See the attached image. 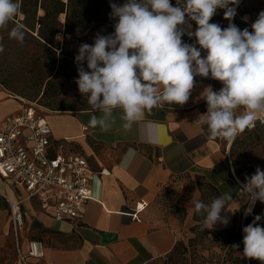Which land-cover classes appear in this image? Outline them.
Returning <instances> with one entry per match:
<instances>
[{
	"label": "crops",
	"instance_id": "crops-1",
	"mask_svg": "<svg viewBox=\"0 0 264 264\" xmlns=\"http://www.w3.org/2000/svg\"><path fill=\"white\" fill-rule=\"evenodd\" d=\"M208 86L215 90L210 80L195 76L186 103L145 110L131 128L124 127L123 110L114 109L111 126L104 131L89 125L92 109L44 113L0 84V130L9 117L33 105L51 127V155L73 153L85 158L92 191L83 218L59 222L37 197H29L24 187L0 176L2 263L25 264L21 260L25 257L26 264H149L165 257L181 234L175 226L157 223L153 207L165 189L185 177L205 180L220 195H233L229 208L221 211L229 223L217 222L212 228L230 227L249 204L240 195L244 182L232 156L241 132L233 139L212 137L200 122L199 116L207 112L201 93ZM236 111L240 114L243 108ZM129 149L135 154L126 159ZM10 203L20 204L24 216L20 230L13 225ZM30 241L42 244L43 258L27 256Z\"/></svg>",
	"mask_w": 264,
	"mask_h": 264
},
{
	"label": "clouds",
	"instance_id": "clouds-1",
	"mask_svg": "<svg viewBox=\"0 0 264 264\" xmlns=\"http://www.w3.org/2000/svg\"><path fill=\"white\" fill-rule=\"evenodd\" d=\"M239 0H126L123 5L110 4V16L117 20L114 32L97 34L93 44L83 43L75 56L78 79L75 83L86 96L92 109L89 125L107 131L114 109H122L124 127L131 128L145 110L167 104L183 105L189 99L194 77L218 80L222 88L208 86L201 93L207 112L199 116L212 137L233 139L238 132L254 127L258 114L264 113V11L248 28L241 30L234 23L222 29L210 23L217 9H224L229 21L236 15ZM20 0H0V29L20 14ZM195 21V36L200 48L182 42L184 31L178 27L185 16ZM191 27V25H189ZM22 25L11 28L9 37L23 44ZM57 40H61L58 35ZM201 49L206 56H201ZM3 47L0 46V52ZM86 62L87 70L84 67ZM243 112L237 114V109ZM97 113L100 115L98 116ZM129 149L126 159L133 156ZM240 195L250 206V215L257 201L264 203V170L245 178ZM233 202V195L214 197L211 203L194 202V211L203 223L212 228L217 222L227 225L221 211ZM264 219L256 215L243 228V256L264 262ZM235 249L239 245L232 246Z\"/></svg>",
	"mask_w": 264,
	"mask_h": 264
},
{
	"label": "rangeland",
	"instance_id": "rangeland-1",
	"mask_svg": "<svg viewBox=\"0 0 264 264\" xmlns=\"http://www.w3.org/2000/svg\"><path fill=\"white\" fill-rule=\"evenodd\" d=\"M62 1L68 2V0ZM240 3L242 5L236 9V15L231 21L225 19L224 9H217L216 14L211 20L215 19V23L220 25L222 29L227 28L229 23H234L241 30L248 28L251 32V24L257 19L258 14L264 11V0H239L238 6ZM229 6L235 7L236 5ZM97 9L100 11V17H97ZM78 10L81 15L78 19L80 24L85 23L89 25H96L97 22L103 21V18L108 13L103 5V0H84ZM40 13L43 14V11H40ZM59 21L64 24L66 22V15H61ZM85 24H82V27ZM83 31L84 29L80 30V33ZM83 33L86 34L80 39L74 38L73 36L76 33H72L67 41H65L62 34H58L61 40L56 39L58 35L54 39L60 48L56 55L47 51L46 47L35 43V40L28 36H25L23 44L17 40L12 42L6 41L2 44L3 51L0 52V84L11 93L34 103L44 113L48 111L60 112L72 111V109H91L87 97L81 95L78 85L75 83L78 75L76 78L71 74L55 78L53 80L55 83L49 88L48 95L42 97L47 89V81H45L46 75L43 72H39L41 67L52 59H56L58 64L77 65L75 56L78 54L79 46L83 43L93 44L97 34L106 35L101 29L89 33L84 31ZM182 42L189 44L188 39L184 35L182 36ZM197 48H200L198 43ZM201 54L206 56V50L201 49ZM84 67L87 69L86 62ZM205 79L213 83L216 91L222 88L220 81L212 79L210 76ZM40 115L45 117L43 113H40ZM232 156L236 172L243 182H245L247 176L255 173L258 166L261 170H264V125L259 124L254 130H244L241 132L233 149ZM11 187L17 194L21 193L12 185ZM214 197H217L215 192L205 180L196 177H185L179 183H173L160 194L153 207L155 220L159 224L175 226L180 231L181 239L188 242L190 238L195 237V234L191 230L197 223L194 220V202L199 200L204 203H211ZM256 205V208L254 207L255 210L253 209L250 215H246L245 210L238 214V224H242L247 216L264 215V203L258 201ZM205 227L210 231H217L213 228H208L206 225ZM208 238H211L213 243L209 251H203L202 255L205 257L213 256L215 261L219 260L222 263L225 257V250L221 251V244L224 242L223 238L215 239V236L212 235H209ZM240 255L245 259L246 264H251L252 261L254 264H264V262L259 260H252L243 256V252ZM149 264L170 263H168L165 256Z\"/></svg>",
	"mask_w": 264,
	"mask_h": 264
},
{
	"label": "built area",
	"instance_id": "built-area-1",
	"mask_svg": "<svg viewBox=\"0 0 264 264\" xmlns=\"http://www.w3.org/2000/svg\"><path fill=\"white\" fill-rule=\"evenodd\" d=\"M178 27L188 42L197 47L195 36L187 35L188 31H196L195 21L186 15L185 23ZM259 123L264 124V114L257 117L254 127L247 129L252 130ZM51 139L48 121L33 105L24 108L20 115L9 117L0 130V176L24 187L28 196L37 197L44 209L51 208L56 221L72 222L83 218L92 196L91 171L87 160L79 155L52 156ZM10 210L15 229H22L24 216L20 204L10 203ZM28 247V257L43 258L40 242L30 241ZM21 260L26 264L25 257Z\"/></svg>",
	"mask_w": 264,
	"mask_h": 264
},
{
	"label": "trees",
	"instance_id": "trees-1",
	"mask_svg": "<svg viewBox=\"0 0 264 264\" xmlns=\"http://www.w3.org/2000/svg\"><path fill=\"white\" fill-rule=\"evenodd\" d=\"M83 1L84 0H68V2L65 3L62 0H20V14L15 16L14 19L9 22L7 29H0V37L2 38L1 46L6 41L12 42L15 40L9 37V32L11 28L16 25H22V30L24 31L25 36L35 40V43L46 47V50L52 52L54 55H56L58 50H60L58 43H56L54 40L58 34H62L65 41H67L72 33H76V35L73 36L76 39L83 37V35L86 34L83 33L84 31L89 33L94 30L101 29L106 35L113 33L114 24L117 22V20L110 16V13L112 12L110 4L116 3L118 5H123L126 0H103V5L105 6L108 13L103 18V21L101 20L97 22L96 25H89L85 23L80 24L78 21L79 17H81L78 8L82 6ZM171 3L175 6L177 4V0H171ZM242 3H240L237 8H240ZM40 11H43V14H41ZM96 11L97 17H100L99 9ZM63 14L66 15V22L64 24L59 21V17ZM210 23H215V19L211 20ZM82 24H85V27H82ZM82 29H84V31L80 33V30ZM189 45L192 44L189 43ZM39 72H43V74L46 75L45 81H47V89L43 93L42 97H46L48 95V92L50 91L49 88L55 83L53 81L55 78L57 79L60 76L65 77L68 74L74 75V78H76L78 75L77 65L70 66L58 64L56 59H52L50 62L45 63ZM209 186L217 196L220 195L218 189L211 186L210 184ZM237 216L230 227L213 232L205 227L203 223V217H198V214L195 213L194 220L197 223L191 229L195 234V237L190 238L188 242L182 239L179 240L174 246L173 250L166 255L168 263L246 264L245 259L240 255L244 248L242 242L244 236L243 228L252 223L255 216L245 217L242 224H238ZM258 223L260 226L264 227V219ZM209 235L215 236V239L223 238L224 240V242L221 244V251L225 250V257L222 263L219 260L215 261L213 256L205 257L202 255L203 251H209L210 246L213 243V240L208 238ZM233 245H239V248L235 249L232 247ZM251 264H254L253 261Z\"/></svg>",
	"mask_w": 264,
	"mask_h": 264
},
{
	"label": "bare ground",
	"instance_id": "bare-ground-1",
	"mask_svg": "<svg viewBox=\"0 0 264 264\" xmlns=\"http://www.w3.org/2000/svg\"><path fill=\"white\" fill-rule=\"evenodd\" d=\"M237 7H238V5L235 6L236 9H237ZM257 202H258V201H257ZM257 202L255 203V206H256ZM249 206H250V205H249ZM255 206H254V207H255ZM254 207H253V209H254Z\"/></svg>",
	"mask_w": 264,
	"mask_h": 264
}]
</instances>
